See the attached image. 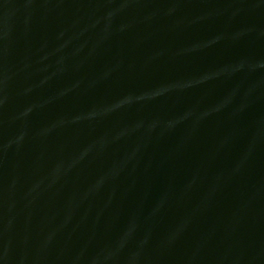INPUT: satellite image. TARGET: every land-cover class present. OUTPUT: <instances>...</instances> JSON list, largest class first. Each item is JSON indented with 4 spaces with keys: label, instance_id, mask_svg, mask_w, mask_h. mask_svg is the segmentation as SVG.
Returning a JSON list of instances; mask_svg holds the SVG:
<instances>
[{
    "label": "water",
    "instance_id": "obj_1",
    "mask_svg": "<svg viewBox=\"0 0 264 264\" xmlns=\"http://www.w3.org/2000/svg\"><path fill=\"white\" fill-rule=\"evenodd\" d=\"M0 264H264V0H0Z\"/></svg>",
    "mask_w": 264,
    "mask_h": 264
}]
</instances>
